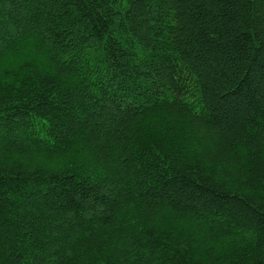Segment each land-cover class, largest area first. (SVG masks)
Returning <instances> with one entry per match:
<instances>
[{"label": "trees", "instance_id": "trees-1", "mask_svg": "<svg viewBox=\"0 0 264 264\" xmlns=\"http://www.w3.org/2000/svg\"><path fill=\"white\" fill-rule=\"evenodd\" d=\"M0 57V264H264V0H0Z\"/></svg>", "mask_w": 264, "mask_h": 264}, {"label": "rangeland", "instance_id": "rangeland-1", "mask_svg": "<svg viewBox=\"0 0 264 264\" xmlns=\"http://www.w3.org/2000/svg\"><path fill=\"white\" fill-rule=\"evenodd\" d=\"M14 37H16V35L13 36V35L11 34L10 38H14ZM3 41H4V42H3ZM2 42L5 43L6 40H1V43H2ZM3 43H2V44H3ZM111 124H112V123H111ZM106 128H107V127H106ZM7 136H8V135H7ZM7 136H6V137H7ZM112 165H113V164H112ZM217 243H220V242H217ZM228 248H229L228 245L225 244V245L222 247V250H225V249H228ZM145 254H146V253H144V255L141 256V258L139 259V261H140V260H141L142 262H144V261H145V262H146V261L148 262V261H149L148 257H147Z\"/></svg>", "mask_w": 264, "mask_h": 264}, {"label": "snow or ice", "instance_id": "snow-or-ice-1", "mask_svg": "<svg viewBox=\"0 0 264 264\" xmlns=\"http://www.w3.org/2000/svg\"><path fill=\"white\" fill-rule=\"evenodd\" d=\"M3 71V58L0 57V73Z\"/></svg>", "mask_w": 264, "mask_h": 264}]
</instances>
